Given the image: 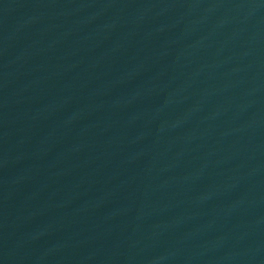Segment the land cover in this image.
<instances>
[{"label": "water", "instance_id": "1", "mask_svg": "<svg viewBox=\"0 0 264 264\" xmlns=\"http://www.w3.org/2000/svg\"><path fill=\"white\" fill-rule=\"evenodd\" d=\"M0 264H264V0H0Z\"/></svg>", "mask_w": 264, "mask_h": 264}]
</instances>
